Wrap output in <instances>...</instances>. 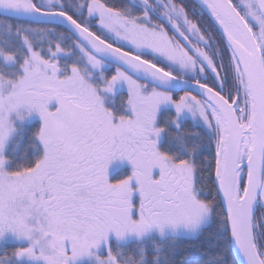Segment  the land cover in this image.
Returning <instances> with one entry per match:
<instances>
[{"label":"snow or ice","instance_id":"obj_1","mask_svg":"<svg viewBox=\"0 0 264 264\" xmlns=\"http://www.w3.org/2000/svg\"><path fill=\"white\" fill-rule=\"evenodd\" d=\"M0 264H264V0H0Z\"/></svg>","mask_w":264,"mask_h":264}]
</instances>
